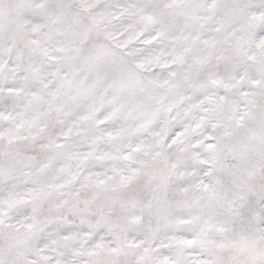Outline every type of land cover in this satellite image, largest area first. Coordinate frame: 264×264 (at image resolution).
Here are the masks:
<instances>
[{"label":"snow or ice","instance_id":"obj_1","mask_svg":"<svg viewBox=\"0 0 264 264\" xmlns=\"http://www.w3.org/2000/svg\"><path fill=\"white\" fill-rule=\"evenodd\" d=\"M0 264H264V0H0Z\"/></svg>","mask_w":264,"mask_h":264}]
</instances>
